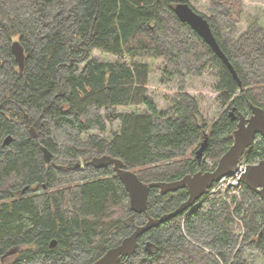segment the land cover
Returning a JSON list of instances; mask_svg holds the SVG:
<instances>
[{
  "label": "trees",
  "instance_id": "trees-1",
  "mask_svg": "<svg viewBox=\"0 0 264 264\" xmlns=\"http://www.w3.org/2000/svg\"><path fill=\"white\" fill-rule=\"evenodd\" d=\"M180 3L189 0H0V264H94L150 218L176 211L189 192L151 188L147 213L137 214L113 166L97 169L91 160H121L145 184L176 182L215 170L234 144L232 110L246 117L251 105L264 110V27L254 20L237 39L244 0H211L205 16L239 81L178 18ZM15 41L25 50L23 71ZM95 51L134 61L95 60ZM144 59L164 61L163 85L178 82L171 108L160 110L149 97L152 68ZM208 69L217 70L224 109L212 125L185 92L186 78ZM142 106L146 112L117 111ZM116 122L119 131L106 139ZM94 131L100 134L83 141ZM262 159L259 136L242 161ZM210 191L142 235L125 264H250L249 249L264 257V200L243 184L241 196Z\"/></svg>",
  "mask_w": 264,
  "mask_h": 264
},
{
  "label": "water",
  "instance_id": "water-1",
  "mask_svg": "<svg viewBox=\"0 0 264 264\" xmlns=\"http://www.w3.org/2000/svg\"><path fill=\"white\" fill-rule=\"evenodd\" d=\"M175 12L178 18L188 24L203 40L211 47L219 58L224 62L235 80L239 77L227 55L221 49L216 40L207 18L197 12L189 3H180L176 6ZM13 53L21 71L25 68L26 54L22 44L15 41L12 46ZM252 114L246 117L243 114L237 116L235 110L230 112L234 121L238 120V127L234 132V144L229 151L220 159L217 167L213 171L197 172L193 175H187L182 180L176 182H159L152 184L143 183L136 173L126 169L125 164L111 156L96 157L88 165L97 169L113 166L120 181L124 185L130 197L131 210L137 214H145L148 211L149 194L151 188H159L162 193L176 191L186 188L189 192V199L183 203L176 211L166 214L159 219L150 218L144 226H140L122 243L110 249L102 258L94 264H125L123 259H130L139 247V239L146 232L160 226L161 224L176 218L177 216L194 209L197 204L203 200L209 191L223 178L238 173L241 168L242 157L246 150L256 142L259 136L264 138V110L251 105ZM34 138L38 135L34 128H31ZM13 142V137L8 136L4 144L9 146ZM208 146L206 139L196 151V157L199 162L203 161L204 151ZM44 160L47 164H53V154L44 148ZM243 185L257 193L264 200V160L256 164H247L244 173L241 176ZM30 188H26L29 190ZM53 241L51 247L56 246Z\"/></svg>",
  "mask_w": 264,
  "mask_h": 264
},
{
  "label": "rangeland",
  "instance_id": "rangeland-1",
  "mask_svg": "<svg viewBox=\"0 0 264 264\" xmlns=\"http://www.w3.org/2000/svg\"><path fill=\"white\" fill-rule=\"evenodd\" d=\"M190 5L199 13L204 16H209V7L211 0H189ZM245 14L242 20V23L239 25V31L237 35V39H239L242 34L246 33L252 22L254 20H259L261 26L264 27V0H244ZM92 59L105 61V62H118L123 61L126 63H132L134 60L131 58H116L113 56H109L103 54L99 51H95L92 55ZM145 63H148L152 68V73L150 76L149 82V97L152 101H154L160 110H167L171 108L180 94L178 82H173L170 85L162 84V77L164 74L165 63L163 60H152V59H144L142 60ZM84 69V67H81ZM217 70L216 69H208L204 76L200 78L187 77L185 83V92L189 95L195 97L199 104L200 110L205 118L208 125H212L214 121H216L219 116L223 113L224 109L221 106L219 101V93L216 92L215 86L218 82V78L216 77ZM117 111L120 113H134V112H146L147 109L145 106L142 107H118ZM105 114V113H104ZM35 129V128H34ZM120 129V122H116L114 125L108 124L107 132L103 136L111 140L112 135L115 132H118ZM35 132L37 133L36 129ZM100 133L97 131L86 134L83 137V141H87L90 136L99 135ZM38 135V133H37ZM199 148V147H198ZM197 148V149H198ZM190 157V155H189ZM192 157V156H191ZM257 161L256 163H258ZM251 163V164H256ZM80 167L84 168L85 161L80 162ZM241 164L247 165L241 162ZM227 182H233V180H229ZM216 186V185H215ZM212 188V190L215 188ZM223 188L222 190H224ZM231 190V194L233 196H241L242 193V184L238 188L233 187ZM240 193V195H237ZM209 252V251H207ZM247 256L250 264H264V257L258 252L249 249L247 251ZM14 259L8 260V262H12Z\"/></svg>",
  "mask_w": 264,
  "mask_h": 264
},
{
  "label": "built area",
  "instance_id": "built-area-1",
  "mask_svg": "<svg viewBox=\"0 0 264 264\" xmlns=\"http://www.w3.org/2000/svg\"><path fill=\"white\" fill-rule=\"evenodd\" d=\"M245 168H246V165L241 164V168L238 171V173L223 178L220 182H218L216 184V186L213 190L211 189L210 192L216 193V192L222 190L223 188H225L224 190L227 191L229 189H233V187L238 188L239 186H241V184H242L241 176L244 173ZM229 180H233V182H227ZM237 195H240V193H238Z\"/></svg>",
  "mask_w": 264,
  "mask_h": 264
},
{
  "label": "flooded vegetation",
  "instance_id": "flooded-vegetation-1",
  "mask_svg": "<svg viewBox=\"0 0 264 264\" xmlns=\"http://www.w3.org/2000/svg\"><path fill=\"white\" fill-rule=\"evenodd\" d=\"M250 116H251V115H250ZM250 116H249V117H250ZM237 121H238V120H237Z\"/></svg>",
  "mask_w": 264,
  "mask_h": 264
}]
</instances>
